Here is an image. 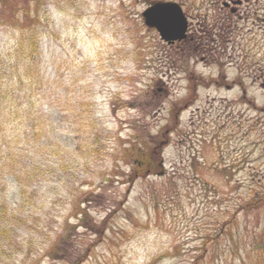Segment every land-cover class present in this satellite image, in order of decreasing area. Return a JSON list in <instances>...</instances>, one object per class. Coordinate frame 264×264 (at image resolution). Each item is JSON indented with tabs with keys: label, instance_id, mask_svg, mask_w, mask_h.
<instances>
[{
	"label": "rangeland",
	"instance_id": "1",
	"mask_svg": "<svg viewBox=\"0 0 264 264\" xmlns=\"http://www.w3.org/2000/svg\"><path fill=\"white\" fill-rule=\"evenodd\" d=\"M12 1L32 8L0 6V67L23 18L40 45L0 112V176L10 148L39 153L44 178L0 218V264H264V0H241L229 47L203 55L142 12L175 2L202 35L219 0Z\"/></svg>",
	"mask_w": 264,
	"mask_h": 264
},
{
	"label": "trees",
	"instance_id": "2",
	"mask_svg": "<svg viewBox=\"0 0 264 264\" xmlns=\"http://www.w3.org/2000/svg\"><path fill=\"white\" fill-rule=\"evenodd\" d=\"M25 5V4H24ZM19 6L12 1V0H0V6L3 8H7V12L8 13H12L13 9L15 8V11L17 10V12H14L11 14V18L12 15H18L20 14V12H23L24 17H28V14L31 13V8H32V3L31 4H26V6ZM10 17V16H9ZM35 18V19H34ZM32 20L31 18H23L22 23L24 24V26H26L29 31L30 34H25L24 32L19 36L18 39V43L16 46H14L13 48H15L14 50H12L10 52V54H8L7 58H6V62L7 64H9L8 67L5 66H1L0 67V80H1V75L5 76L7 75V73H12L11 74V83L9 85H6V89L9 92H4L1 93L2 91V84L0 86V98H1V109L2 110H6L7 107L12 106L14 99L10 98L11 95H13L14 92H16V90L19 88L20 85H22L24 88V83H23V77H33V67L31 66V58H33L35 55L39 54V41L37 40V37L34 35L35 32L32 33V27L34 26V21H36L37 18V14L36 17H34ZM15 22L18 21V19H14ZM33 34V35H32ZM27 44V45H25ZM18 51V52H17ZM19 55V58H18ZM8 58L10 60H8ZM12 60V61H11ZM11 62V63H10ZM5 62H0V65H2ZM18 63V64H17ZM18 66V67H17ZM16 81L18 82V87L14 89V85L16 83ZM15 113H17L15 111ZM33 131V141L36 142L38 144V146L40 145V140H42V138L40 137V135L35 131V129L32 128ZM44 139V138H43ZM20 140V139H18ZM16 144H18L16 142ZM12 149H8V153H10V159L12 161H10L8 164H6V172H10L11 174H7L8 178H12L10 185L8 187V191L7 189H5V186L8 185L7 179H2L0 178V218L4 221V218H7V210L10 207L11 202H8L6 200V198L8 197H16L14 200H17V197H19L21 194L24 195H28L30 196V193H28L30 191V189H32L31 194L34 195V188L36 186H39L41 180L44 178V173L41 170H39V168L37 167L38 165L35 163V159L36 156L39 155V153H35L33 152L32 154H24L23 152H21L20 150H16L14 153H11ZM16 154V155H15ZM12 162V163H11ZM31 168L32 171L31 172ZM20 171H24V175L22 176L21 174H18ZM26 178V179H25ZM25 179V181H24ZM18 186L19 188V193L16 195L14 192L15 188ZM15 187V188H14ZM34 197V196H33ZM32 200L30 198H28L27 202H25L24 204H28L31 202ZM14 219V217L11 218L10 222ZM17 219V218H16ZM13 224H20V223H24V221H22L21 218H18L17 221H12ZM11 222V224H12ZM5 240H7L8 235H4Z\"/></svg>",
	"mask_w": 264,
	"mask_h": 264
},
{
	"label": "water",
	"instance_id": "3",
	"mask_svg": "<svg viewBox=\"0 0 264 264\" xmlns=\"http://www.w3.org/2000/svg\"><path fill=\"white\" fill-rule=\"evenodd\" d=\"M143 18L144 24L155 28L167 43L185 37L187 22L175 3H156L145 10Z\"/></svg>",
	"mask_w": 264,
	"mask_h": 264
},
{
	"label": "flooded vegetation",
	"instance_id": "4",
	"mask_svg": "<svg viewBox=\"0 0 264 264\" xmlns=\"http://www.w3.org/2000/svg\"><path fill=\"white\" fill-rule=\"evenodd\" d=\"M215 3L218 5V7L216 9L217 11H215V12H213V14L207 16L208 20L206 18V20L204 21L205 22L204 28L207 29L208 31L211 30V32L213 31V29H217L219 32L224 34L222 38L225 40V39H228V37L226 36V30L231 25H233L234 20L232 19V16L233 17L239 16V14L237 12V8H238V6H240L242 4V1L241 0L240 1L239 0H219V1H216ZM235 3H238V4H236L233 7L232 5ZM225 10H228L230 12V14L226 13ZM193 41H194V38L191 37V38H188V39L180 41V42L172 43L171 45H176L179 47L181 44H184V43H188L189 45L194 44L195 46L200 45V46H202L201 50L208 48V52H213V53L218 51V50H222L221 46L218 45V43L216 41H214V42L210 41V43L212 44V48L210 50L208 47V45H209L208 42L205 41V42L193 43ZM195 49H199V48L195 47ZM180 51H185V49H180Z\"/></svg>",
	"mask_w": 264,
	"mask_h": 264
}]
</instances>
